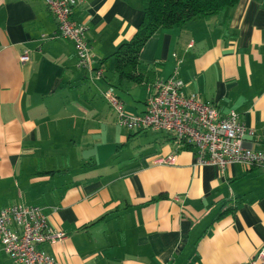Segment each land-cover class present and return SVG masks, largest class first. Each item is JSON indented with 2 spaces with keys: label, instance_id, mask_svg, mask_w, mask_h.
Returning a JSON list of instances; mask_svg holds the SVG:
<instances>
[{
  "label": "crops",
  "instance_id": "1",
  "mask_svg": "<svg viewBox=\"0 0 264 264\" xmlns=\"http://www.w3.org/2000/svg\"><path fill=\"white\" fill-rule=\"evenodd\" d=\"M143 16L140 0L74 9L104 70L91 79L42 0H0V211L42 207L67 235L45 248L60 264H251L264 246V168L198 164L165 133L118 125L103 95L143 113L156 81L176 75L236 111L244 146L264 152V0L159 31L139 54L138 84L112 55ZM0 264H13L1 240Z\"/></svg>",
  "mask_w": 264,
  "mask_h": 264
},
{
  "label": "built area",
  "instance_id": "2",
  "mask_svg": "<svg viewBox=\"0 0 264 264\" xmlns=\"http://www.w3.org/2000/svg\"><path fill=\"white\" fill-rule=\"evenodd\" d=\"M57 22V36L71 42L77 68L91 79L102 78L104 70L95 65V56L84 23L73 18L74 9L87 0H42ZM21 61L29 60L28 53ZM104 98L124 129L137 132L153 130L169 135L179 148L192 146L198 164H212L224 172L231 164L264 168V152L244 146L248 128L236 111L222 114L218 106L187 92L176 75L158 79L146 101L143 113L127 111L112 90ZM173 156L160 157L159 164H172ZM66 233L49 223L44 209L36 205L17 204L0 211V240L4 253L13 264H60L45 249L63 241ZM251 264H264V246Z\"/></svg>",
  "mask_w": 264,
  "mask_h": 264
},
{
  "label": "trees",
  "instance_id": "3",
  "mask_svg": "<svg viewBox=\"0 0 264 264\" xmlns=\"http://www.w3.org/2000/svg\"><path fill=\"white\" fill-rule=\"evenodd\" d=\"M240 0H140L144 13L134 37L123 43L112 55L114 68L121 78L143 83L144 78L136 74L139 54L150 38L161 30L180 28L196 18L217 16L235 7ZM185 150L192 146L185 145ZM227 212L220 214L217 219Z\"/></svg>",
  "mask_w": 264,
  "mask_h": 264
}]
</instances>
